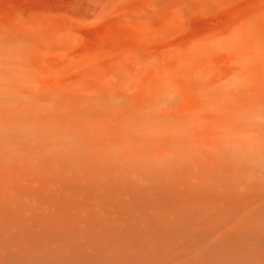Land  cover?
<instances>
[{
    "label": "rangeland",
    "instance_id": "374dc122",
    "mask_svg": "<svg viewBox=\"0 0 264 264\" xmlns=\"http://www.w3.org/2000/svg\"><path fill=\"white\" fill-rule=\"evenodd\" d=\"M264 264V0H0V264Z\"/></svg>",
    "mask_w": 264,
    "mask_h": 264
},
{
    "label": "bare ground",
    "instance_id": "6f19581e",
    "mask_svg": "<svg viewBox=\"0 0 264 264\" xmlns=\"http://www.w3.org/2000/svg\"><path fill=\"white\" fill-rule=\"evenodd\" d=\"M39 264V263H38Z\"/></svg>",
    "mask_w": 264,
    "mask_h": 264
}]
</instances>
